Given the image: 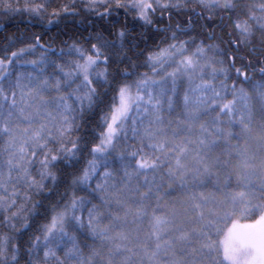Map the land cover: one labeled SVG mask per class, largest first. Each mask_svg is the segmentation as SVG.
Segmentation results:
<instances>
[{
    "label": "snow or ice",
    "instance_id": "snow-or-ice-1",
    "mask_svg": "<svg viewBox=\"0 0 264 264\" xmlns=\"http://www.w3.org/2000/svg\"><path fill=\"white\" fill-rule=\"evenodd\" d=\"M50 3L0 0V11L41 21L47 14L49 25L79 14L75 0L49 13ZM193 3L187 27L173 29L168 10ZM82 7L98 18L90 23L99 30L61 40L59 52L53 44L62 32L51 43L34 35L16 50L6 45L0 56V190L7 193L0 194V228L8 229L0 233V264H264V0L246 12L238 0H82ZM166 11L169 24L160 28ZM129 15L156 34L171 33L142 64ZM197 25L199 42L192 34ZM242 49L247 64L237 67L246 58ZM144 65L151 75L139 73ZM181 77L189 83L182 99ZM129 132L139 147H120ZM238 137L246 145L254 139L257 150L232 147ZM222 141L227 159L212 157ZM222 172L221 196L197 191L210 176L219 184ZM233 176L238 191H229ZM164 184L169 190L178 184L183 198L161 212ZM257 214L254 223H239ZM29 217L46 222L24 240ZM88 246L85 260L81 249Z\"/></svg>",
    "mask_w": 264,
    "mask_h": 264
},
{
    "label": "trees",
    "instance_id": "trees-1",
    "mask_svg": "<svg viewBox=\"0 0 264 264\" xmlns=\"http://www.w3.org/2000/svg\"><path fill=\"white\" fill-rule=\"evenodd\" d=\"M17 0H12V3H16ZM76 4H77V12L79 14L75 15L74 17L72 15H68L67 19L62 20L60 22L59 25L57 24H52L49 25L47 22V14H46V18L41 21L38 17L35 16H30L27 13H17L15 15H7L5 14L3 11H0V56L4 55V49L6 47V45L9 44H14L15 47H13L11 50H16L19 47H24V44L21 42L22 40L28 38V37H33L34 35H42L44 42L46 43H51L52 42V38L57 36L59 33H63V35L61 36L60 40H57L54 44L53 47L56 49L57 52H59L60 47H62V43L61 40L63 39H67L69 37H81V36H87L88 33L90 31H92V29L94 27L98 26L97 24H93L90 23V21H98V18L95 15H89L88 13H86L82 7V0H75ZM20 6H23L24 0H19ZM72 0H51L50 3V7L48 9V12L50 13L52 11L53 8H59L62 4H71ZM261 3V0H238V4L240 7V10L242 11H247L248 6L250 5H256L258 6ZM192 7H196V5L193 3L191 5H189V7L187 9H169L168 11L171 12L172 14V19H171V25L173 29H176V25L179 23L182 27H187V22L189 20V13L191 12ZM198 12L201 11V9H199L197 7L196 9ZM168 11L163 13V23L159 24L160 28H164L169 24V14ZM257 15H259V8L256 7L255 9ZM219 16L220 14L217 13V20H219ZM161 18V13L158 11L155 14L154 19L159 20ZM112 19H116L115 17H112ZM128 23H129V27L130 28H134V33L133 35L136 37V40L139 42L140 47L137 49V53L141 52V50H143V56L141 57V64L143 62L144 57H146L148 51H153L156 49L157 45H159L160 47H164L166 46L167 41H165L164 43H161V40L164 36H170L171 33H161V34H156L152 28H147L145 29L144 27H141L139 22L134 21L133 17L131 15L128 16ZM192 19L195 21V17H192ZM120 22L123 23L124 22V15L123 13H121L120 16ZM102 23V22H100ZM65 25H67V27H65ZM201 28L197 25L192 34L196 35L197 37V42H199V39H201ZM227 31V30H226ZM141 33H143V38L141 37ZM258 36L259 34H257V37L255 38L256 41H258ZM181 39H189L188 36L186 35H182ZM34 42V40H33ZM210 41H205V43H209ZM218 42V41H217ZM69 43H71V40L69 39ZM86 47H89L88 45H85ZM222 47H224L223 45H221ZM195 51V45H190L189 46V52H194ZM40 55L39 52H36L35 54L32 55H28L26 58L31 60V59H35ZM239 55H245L246 58L244 60H237L236 61V65L237 67H240L242 64H247V50L242 49L241 52L239 53ZM75 56H71V57H64V60H71L74 59ZM253 64H255L257 61L255 58H253ZM25 68L30 70V66L25 65ZM168 71H171V68L167 69ZM139 73H144L147 72L149 73V75H151V69L148 68L146 65L139 67L138 69ZM211 69L208 70V72H210ZM247 73L249 76L253 77V80H258L259 79V73L258 71L253 73L251 68L246 69ZM163 74V72L161 73ZM231 75L233 77V79H235L236 77V72L235 69L232 70ZM159 78V77H157ZM241 79H243V77H241ZM198 82V81H197ZM229 83L231 84V81H229ZM178 87L180 90V96L181 99L183 97V93L184 90L187 89L189 87V83H188V79L187 77H181L180 80H178ZM228 99H232L231 94L229 93L228 95ZM238 106L239 107H243V101H237ZM252 106H253V110L256 113V120L253 123V127L258 129L259 128V104L255 101V98H253V101H251ZM212 116H215V113H212ZM173 118H175V113L173 114ZM210 119V117H209ZM96 123H99V117L96 116L93 118V123H91L89 125L90 128H94ZM131 123V122H129ZM238 130V129H237ZM97 133L99 132V129H96ZM211 139V138H210ZM121 145L120 147H127L128 145H132L135 144L136 147H139V142L138 141H133L131 139V133L129 132V139H128V144L125 145L123 143V137H121ZM231 146L236 148L239 151H243L244 148L247 146L250 152H255L256 149V141L254 139H250L247 142V145L245 144V141L243 139H240L239 137L237 139H233L231 141ZM0 147H2V145H0ZM228 145H225L223 143V141L221 142V146L214 148L210 155L212 157H216L218 155H223L224 153V149L228 148ZM224 159H227L226 155H223ZM237 161L236 160H232L230 162V165H234L236 164ZM39 165L38 163L35 164L33 166V173L36 174V168H38ZM230 170V168H229ZM122 175V173H121ZM225 173H221L220 174V181L219 184L216 182L217 181V177L216 176H210L206 179L205 183L203 186L197 188V191H203L206 195H210V194H222L220 192V186H222L223 184V178H224ZM197 184H199V181H197ZM233 190H240L237 188V184H236V179L233 176L232 181H231V185L229 188V191H233ZM11 191V185H9V192ZM160 191V195H161V200H160V204H161V208L159 209V211H162V206L164 204H170L173 202H178L182 197H180L181 195H183V191L180 190L179 185H174V188L172 190L168 189L167 184H164L163 187L159 190ZM167 191L171 192V195H166L165 193ZM20 192L21 195L17 197L18 202H21L23 199V189L20 188ZM0 194H4L7 195V193H3V190H0ZM155 198H153L151 204L154 207L155 206ZM27 207H31V205H27ZM149 212H151V207L149 208ZM259 214H257L258 216ZM241 217L240 220L243 222H247V221H255V218L257 217ZM3 218V212L0 211V219ZM45 218L44 217H40L38 220L36 218L33 217H29V223L31 225L30 230L26 231L23 239L27 240L29 235H35L38 234L37 233V228L39 227V225L45 223ZM144 229H147V221H145L144 225H143ZM8 229H4V228H0V233L2 232H7ZM100 242L96 241V247H99ZM89 245H91V241H89ZM70 246V245H69ZM82 254L84 259L86 260L89 255L91 254V247H82ZM42 255V252H41ZM60 255L63 256L64 252L61 251ZM221 261L223 260L222 258V254L220 256ZM99 260V258H97V261ZM225 264V263H224Z\"/></svg>",
    "mask_w": 264,
    "mask_h": 264
},
{
    "label": "rangeland",
    "instance_id": "rangeland-1",
    "mask_svg": "<svg viewBox=\"0 0 264 264\" xmlns=\"http://www.w3.org/2000/svg\"><path fill=\"white\" fill-rule=\"evenodd\" d=\"M216 196H221L222 194H215ZM180 197H182L183 198V195H181ZM181 198V199H182ZM166 205L167 204H164L163 206H162V211L161 212H163V211H166ZM258 218V216L255 218V219H257ZM255 221H247V222H243V221H241L240 219H239V223L240 224H251V223H254ZM147 227H148V224H147ZM231 227V221H229L228 222V224H227V226L224 228V233H226L227 232V229L228 228H230ZM224 238V234L222 233L218 238H217V242H218V244H219V241L220 240H222ZM221 254H222V250H221ZM222 258H223V254H222ZM225 264H227V262H224Z\"/></svg>",
    "mask_w": 264,
    "mask_h": 264
}]
</instances>
